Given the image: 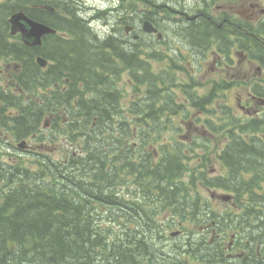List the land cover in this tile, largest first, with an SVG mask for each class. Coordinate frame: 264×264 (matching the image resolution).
<instances>
[{"label":"trees","instance_id":"1","mask_svg":"<svg viewBox=\"0 0 264 264\" xmlns=\"http://www.w3.org/2000/svg\"><path fill=\"white\" fill-rule=\"evenodd\" d=\"M32 1L0 0V59L12 64V91L0 88V100L18 111L9 117L17 136L38 135L41 122L50 114L53 131L70 138L80 135L84 150L65 162L38 159L35 165L40 169L33 174L8 171L0 164V181L11 185L0 202V264H139L141 247L153 250L159 238L154 220L158 202L174 208V215L182 219L187 215L199 219L200 213H194L197 208L188 205L193 198L188 196V185L199 181L209 188H252L251 179L241 178L250 172L253 180L264 181V114L258 120L216 105L215 86L204 96L184 89L190 107L205 115L195 117L199 133L188 140L180 132V122L172 121L182 114L166 88L174 83L173 75L169 71L152 74L148 62L130 53L124 60L133 76L130 88L141 95L130 102V122L124 117L116 120L120 114L112 81L116 75L111 73L109 79L110 65L100 63L108 56L91 55L78 36L87 32L77 20L71 23L50 16L52 20L44 22L80 38L72 43L52 40L28 48L19 37L9 36L7 18L21 10L33 18L38 11L33 14L26 7ZM202 25L199 22L191 29L194 43L200 44L201 36L221 40L222 30L214 27L204 36ZM243 45L249 52V42ZM36 56L52 64L43 70L36 65ZM96 68L102 72H95ZM141 70L144 76L135 79ZM254 94L262 98L264 89ZM75 99L76 109L60 116L61 106L68 107ZM220 138L222 142L213 148ZM198 150L220 151L215 156L227 175L206 177L204 169L191 168ZM123 173L132 178L130 189L138 192L132 199L117 194ZM107 213L110 224L122 227L112 238L102 225ZM143 257L140 264H152V253Z\"/></svg>","mask_w":264,"mask_h":264},{"label":"rangeland","instance_id":"2","mask_svg":"<svg viewBox=\"0 0 264 264\" xmlns=\"http://www.w3.org/2000/svg\"><path fill=\"white\" fill-rule=\"evenodd\" d=\"M48 1H55V0H48ZM73 7H79L82 10L87 8V11H92L87 13L89 15L88 22L89 25L96 29V31L101 34L100 36L102 38H106L111 33L110 26L115 24L116 21L119 20L121 17V13L119 12H108L107 15L100 14L102 12H98L97 14L93 11L94 7H100L101 10L105 13L108 9V6H101V3H106L109 5L108 0H71ZM251 0H163L159 1L156 0L155 5L161 7L162 9H174L172 11V14H170L169 18H166V16L163 13H158L154 15V19L158 22V26L164 35V41L157 43L154 39L144 38L141 41L134 44V50H138L139 53L142 54V58L150 62L151 64V70L152 72H158L163 67H167L171 65V61L168 60V57L170 56V60L174 62L176 65H178L181 68V71L176 73L178 76H180V82L184 83L189 87V89H193L195 86L197 88L198 94H206L213 86L220 85L221 87H226L225 90L221 93V102H223L225 105H228L231 107V109L235 112L236 115H239L240 112H242L239 107L245 106L247 109L250 110H257V108L254 107L253 102L250 100L251 98H248L247 91L244 88H239L236 86L237 90H234L232 85V76L231 74H237L236 79L237 81L243 82L249 81L250 79H255L256 82L259 85L264 86V64L262 63H253V60H250L249 56L244 53L240 55V50H232L231 51V62H228L227 60L223 61L222 58L212 57L208 56L205 58L202 57L200 54H193L190 53V50L188 49L186 42L182 39L180 34H185V31L183 28H177L176 29V22L179 18L185 19L182 16H179L177 12L185 14V16L192 17L193 14L191 9L194 8V11L196 9L202 8L203 6L207 5L209 11H214V9L222 8L221 11H215V17H218V15L221 12L226 11L233 14L238 13L241 14L245 18L248 17V10L249 8V2ZM130 4H135V0H129ZM93 3L98 4L93 7ZM264 4V3H263ZM77 5V6H76ZM116 5V2L114 3ZM91 6V7H89ZM141 7V3L139 2L137 4V7ZM264 8V5H263ZM149 9V8H147ZM247 10V11H246ZM147 12H151V10H145ZM177 11V12H176ZM214 15V14H213ZM221 15V14H220ZM239 18V17H238ZM109 24L106 26V24ZM185 25V24H181ZM113 35V34H110ZM218 60H220L219 63ZM7 63H4L1 61V66ZM230 66H233L230 68ZM8 67V66H7ZM188 76L192 77L193 83L195 84L193 86L192 82L187 78ZM7 78V77H4ZM128 75L123 74L122 80L123 83L118 84V88L121 90L122 95L123 91H125L124 99L120 101V107L125 108L129 105V103L136 98H138L141 94H131V89L128 86ZM125 83V84H124ZM218 89V88H217ZM133 93V92H132ZM121 94V93H120ZM177 97L183 98L184 95H180V89L176 90ZM182 99H179L178 102H181ZM182 107V111L179 116L172 117V121L175 123L180 122L181 125V134L187 136L188 140L195 138V134L199 133L197 129V124L195 122V117L199 116V113L197 114L195 112V116L191 113L192 110H190L189 104H179ZM264 106V104H263ZM74 107H71L73 109ZM62 110L65 108L62 107ZM70 110V107H68ZM126 109V108H125ZM179 111V112H180ZM187 111V112H185ZM264 111V108L263 110ZM124 119L128 122L132 119L130 117L129 112L126 113V110H124ZM126 113V114H125ZM187 113V114H186ZM186 114V115H184ZM184 115L185 119L182 120V116ZM205 118V116H202V118ZM120 118V117H118ZM66 119V118H65ZM58 122V126L61 127L60 121ZM43 122L40 124L39 131L40 136H42V141H38L39 139L32 138L28 139V143L31 147V151L29 153L19 152L16 149H10L9 144H15L17 145V142L14 140L12 136H0V162L6 163V165H12L14 167H28L29 169H35L33 163L35 159L40 158L41 155H48L50 159L53 161H59L64 158H67V154L74 152L79 153L78 147L81 146L82 141L80 135L76 136L74 135L72 138L66 137L61 135V133L57 132H51L50 126L46 123L43 126ZM222 142V138L219 139V141L215 142L216 144H213V148L220 144ZM200 149V148H199ZM218 151H195V155L193 156L191 160V168L197 167L198 170H201L204 168V173L206 177L209 176V173L213 176H216L219 174V171L221 170V167L219 166L218 162H215V153ZM64 156V157H63ZM215 169V173L213 174V171L211 172V169ZM209 171V173H208ZM131 177L128 176L127 178V184H125V190L124 187H121L122 191L124 190L123 194L127 195V187L129 190V186L131 183H129ZM123 184H124V178H123ZM121 191V190H120ZM188 196L193 197L189 201H196L197 205L200 207H203V209H206L208 212H211V210H215L216 213H222L223 208L230 207V202L223 199V197L228 196L229 193L213 188H209L204 186L201 182L195 181L193 185H188L187 187ZM260 196L254 197L255 203L260 201L261 198H264V193L258 192ZM130 198V195L128 196V199ZM248 196H246V199ZM240 199V198H239ZM242 201L244 199L241 198ZM251 205V204H250ZM254 208L259 207L256 204L253 206ZM161 210L162 212H159V214L155 217L156 223L159 224V231H160V241L157 243L153 250H151V246L148 247H141V249L138 251L139 256V264L142 261V258L144 255L148 257V254L154 253L153 255L157 258V260L153 261L152 264H176L179 261H185V262H191V261H197L196 258H194L191 255H185L182 252L177 250V253L174 252L178 247L183 245L186 241V239L189 237V232L193 230L194 232H201V222L202 218H200V223L198 221H194L193 224H197L193 227H191L192 223L188 220H182L180 217H174L171 216V208L170 206H167L165 202L157 204V212ZM155 212V213H157ZM211 215V214H210ZM108 216V215H107ZM213 220H218V214H213ZM212 218H210L211 220ZM211 220V221H213ZM107 219H105L102 224L106 225ZM178 223L182 225L181 231L182 235L177 237H169V234L171 232H174L178 229ZM229 224V223H227ZM111 228L109 230V237L112 238L114 235H117V232H120L122 228H120L117 224H111ZM214 226V223H213ZM222 226L225 227L224 223ZM230 226V224H229ZM115 229L116 231H114ZM211 230V229H209ZM191 236V234H190ZM207 237V236H206ZM162 252H165V257L157 254H161ZM157 256H156V255ZM163 259L165 260H162ZM136 258V259H137Z\"/></svg>","mask_w":264,"mask_h":264},{"label":"flooded vegetation","instance_id":"3","mask_svg":"<svg viewBox=\"0 0 264 264\" xmlns=\"http://www.w3.org/2000/svg\"><path fill=\"white\" fill-rule=\"evenodd\" d=\"M253 6H258V4H251V7ZM260 12L262 13V10ZM133 33L134 29L127 36L129 37ZM222 255L226 259L223 264H264V250L260 251V246L248 241L235 245L230 242Z\"/></svg>","mask_w":264,"mask_h":264},{"label":"water","instance_id":"4","mask_svg":"<svg viewBox=\"0 0 264 264\" xmlns=\"http://www.w3.org/2000/svg\"><path fill=\"white\" fill-rule=\"evenodd\" d=\"M11 23L12 35L20 32L22 35V40L26 45L36 46L40 44V38L42 35L52 32L48 27L32 22L24 14L18 13L11 17L9 20ZM144 30L147 32L153 31V28L146 23L144 25ZM44 66V63H41Z\"/></svg>","mask_w":264,"mask_h":264},{"label":"bare ground","instance_id":"5","mask_svg":"<svg viewBox=\"0 0 264 264\" xmlns=\"http://www.w3.org/2000/svg\"><path fill=\"white\" fill-rule=\"evenodd\" d=\"M101 35V34H100ZM102 186V185H101ZM101 188V187H100ZM111 188V187H110ZM103 189V188H102ZM104 189H105V187H104ZM106 191V190H105ZM103 193V192H102ZM105 194V193H104ZM110 196H113V195H110ZM118 196V195H117ZM111 199V198H110ZM116 263H118V262H116ZM114 264V263H113Z\"/></svg>","mask_w":264,"mask_h":264}]
</instances>
